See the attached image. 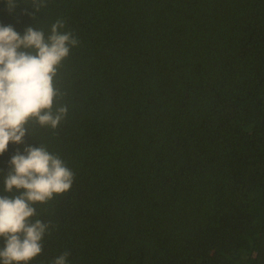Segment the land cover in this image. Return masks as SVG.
Returning <instances> with one entry per match:
<instances>
[{
    "label": "trees",
    "instance_id": "16d2710c",
    "mask_svg": "<svg viewBox=\"0 0 264 264\" xmlns=\"http://www.w3.org/2000/svg\"><path fill=\"white\" fill-rule=\"evenodd\" d=\"M31 2L0 0V24L63 19L79 45L65 120L0 155L41 142L75 173L35 205L51 227L27 264H264V0Z\"/></svg>",
    "mask_w": 264,
    "mask_h": 264
},
{
    "label": "clouds",
    "instance_id": "9594fccd",
    "mask_svg": "<svg viewBox=\"0 0 264 264\" xmlns=\"http://www.w3.org/2000/svg\"><path fill=\"white\" fill-rule=\"evenodd\" d=\"M6 4L11 13L18 0H6ZM25 4L39 11L44 0ZM65 29L63 19H57L48 33L28 26L23 35L12 25L0 24V155L10 141L24 144L26 133L32 135L30 121L55 130L65 120L66 93L57 81L62 62L79 45L76 35ZM8 165L7 172L0 171L3 192L9 194L0 195V264H27L42 254L43 239L51 227L50 221L35 218L39 215L35 205L70 190L75 173L41 142L38 147L26 145L23 152L17 148ZM69 256L65 251L50 264H69Z\"/></svg>",
    "mask_w": 264,
    "mask_h": 264
}]
</instances>
